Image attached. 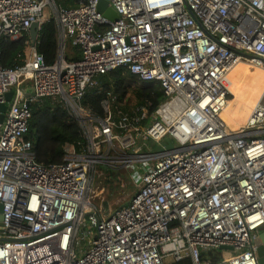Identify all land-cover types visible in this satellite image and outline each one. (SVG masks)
<instances>
[{"label":"built area","instance_id":"2783aa9c","mask_svg":"<svg viewBox=\"0 0 264 264\" xmlns=\"http://www.w3.org/2000/svg\"><path fill=\"white\" fill-rule=\"evenodd\" d=\"M105 1L116 20L98 10L100 0H0V104H8L0 121V264H259L264 95L237 130L222 112L231 68L240 59L264 66V0ZM50 19L58 29L52 64L37 51L39 34L35 46L29 34ZM23 35L24 64L4 67L2 39ZM67 45L79 59L66 58ZM118 68L133 87L163 91L154 112L125 110L113 90L101 100L103 115L83 104ZM46 99L64 105L84 139L65 144L59 164L38 162L28 137L33 105ZM166 137L171 147L144 151ZM148 161L137 192L102 216L98 166Z\"/></svg>","mask_w":264,"mask_h":264},{"label":"trees","instance_id":"16d2710c","mask_svg":"<svg viewBox=\"0 0 264 264\" xmlns=\"http://www.w3.org/2000/svg\"><path fill=\"white\" fill-rule=\"evenodd\" d=\"M28 35L11 40L1 41V62L4 67L14 68L23 65L24 53L27 45ZM37 51L40 52L45 61L52 64L56 61L58 50V29L54 19L42 23L39 31ZM69 60L80 58L78 51L66 56ZM234 72V71H233ZM230 74L225 77V84L230 89L233 85L228 82ZM133 78L124 74L122 69H115L100 78L101 89L93 88L88 91L83 99V104L100 115H103L101 100L108 90H113L118 100L124 103L123 108L129 110L137 106H146L148 113H152L164 100V93L157 87L132 86ZM233 95V92H230ZM29 139L32 140L38 162L44 165L59 164L63 162L64 146L67 143L78 146L84 141L81 129L77 121L70 115L62 103L46 99L39 104L33 105L30 121ZM112 171V170H111ZM204 260L212 259L210 253H203ZM180 264H191L190 258H185Z\"/></svg>","mask_w":264,"mask_h":264},{"label":"rangeland","instance_id":"374dc122","mask_svg":"<svg viewBox=\"0 0 264 264\" xmlns=\"http://www.w3.org/2000/svg\"><path fill=\"white\" fill-rule=\"evenodd\" d=\"M44 15H49L48 7L45 8ZM29 50L30 45L27 44L24 53L28 54ZM72 51L76 52V49L67 45L65 56L70 55ZM229 74L230 77L227 81L233 85L229 89L230 92H233V95L231 94V98L229 99L230 112L231 114H235L240 109L242 112L247 113L254 102L253 97H256V92L261 89L263 73L253 66L244 63L235 67ZM241 120L243 122L246 118L241 117ZM172 145L168 137L160 142L149 140V147H145L144 151H160L164 146L171 147ZM151 162H139L127 168L114 170L98 166V170L102 172L100 176L96 172L93 187L97 191H100V193L94 197V201L98 205H101L103 201L102 206H100L102 216L108 215L110 209L114 210L126 203L137 192L141 175L149 169ZM263 228L264 225L260 229ZM227 256H230V254Z\"/></svg>","mask_w":264,"mask_h":264},{"label":"water","instance_id":"95a60500","mask_svg":"<svg viewBox=\"0 0 264 264\" xmlns=\"http://www.w3.org/2000/svg\"><path fill=\"white\" fill-rule=\"evenodd\" d=\"M98 10L100 12H103L104 16L116 20L118 18V14L108 5V2L105 0H100L98 4ZM39 28H40V23L35 22L29 31L30 34V39H31V46L36 45V40L39 34ZM13 96V91H10L6 94V101L9 102L11 101ZM8 104L7 103H2L0 104V121L2 122L4 119V112L7 110ZM2 205L0 204V225L2 223L3 217H2ZM254 243L257 246V255H258V260L259 264H264V230L259 231L254 239ZM223 249H232L231 247L223 246Z\"/></svg>","mask_w":264,"mask_h":264},{"label":"bare ground","instance_id":"6f19581e","mask_svg":"<svg viewBox=\"0 0 264 264\" xmlns=\"http://www.w3.org/2000/svg\"><path fill=\"white\" fill-rule=\"evenodd\" d=\"M246 64V65H251L254 68L258 69L260 72L263 73V77H262V84H261V89L259 91L256 92V97H255V101L252 103L251 108L248 110L247 113H245L244 111L242 112L240 109H238L237 113L235 114H231L230 109H229V101L227 106L225 107V109L222 112V116L225 119L228 127H230L233 130H237L239 129L241 126L245 125L247 120L249 119L250 115L252 114L253 110L257 107V105L260 103L263 95H264V66L263 65H257L255 64V62L252 61H248L246 59H240L229 71V73L238 65L240 64ZM228 73V74H229ZM227 74V75H228ZM226 75V76H227ZM241 117H245L246 120L242 122Z\"/></svg>","mask_w":264,"mask_h":264},{"label":"crops","instance_id":"0c3cea01","mask_svg":"<svg viewBox=\"0 0 264 264\" xmlns=\"http://www.w3.org/2000/svg\"><path fill=\"white\" fill-rule=\"evenodd\" d=\"M253 101H255V97H253ZM253 101H252V102H253ZM252 102H251V103H252ZM263 230H264V228H263V229H259V231H263ZM259 231H258V232H259Z\"/></svg>","mask_w":264,"mask_h":264}]
</instances>
